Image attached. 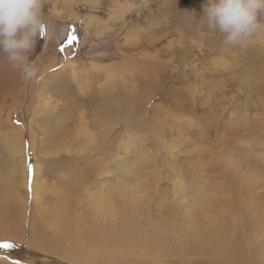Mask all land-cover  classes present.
Returning <instances> with one entry per match:
<instances>
[{"label": "rangeland", "instance_id": "1", "mask_svg": "<svg viewBox=\"0 0 264 264\" xmlns=\"http://www.w3.org/2000/svg\"><path fill=\"white\" fill-rule=\"evenodd\" d=\"M206 4L207 0H44L46 35L36 39L29 53L43 73L40 98L31 94V81L16 71L18 98L14 76H3V69L10 67L0 53V242L14 245L0 248V264H78L32 245L29 225L37 208H32L21 179L22 157L11 151L6 136L16 137L15 127L29 132L30 115L34 116L37 155L33 157L27 134L20 142L26 140L27 179L32 182L38 165V186L47 180L43 192L48 193L40 195L45 198L38 206L49 211L44 232L67 240V232L56 224L53 189L60 174L74 177L71 170L91 157L73 134L81 112L97 136L104 130L97 146L103 142L108 150L112 142L123 147L132 138L133 147L122 149L111 162V175L79 194L70 207L72 219L85 213L87 194L101 184L106 191L121 181L138 188L156 219L163 217L165 199L171 215L181 216L207 196L221 204L223 215L229 216L228 206H237L242 214L237 223L243 224L246 248L239 262L246 256L245 264H264V32L245 47L226 48L222 35L202 20ZM98 117H105V122ZM139 174L145 177L134 181ZM124 256L139 259L138 264H215L209 252L196 254L191 248L186 256L112 257L120 261Z\"/></svg>", "mask_w": 264, "mask_h": 264}, {"label": "bare ground", "instance_id": "2", "mask_svg": "<svg viewBox=\"0 0 264 264\" xmlns=\"http://www.w3.org/2000/svg\"><path fill=\"white\" fill-rule=\"evenodd\" d=\"M2 72L3 76H11L10 78L14 76L17 86L13 88V92H15L16 95L19 94V98L21 96L20 81L16 78V71L12 68H8L3 69ZM0 78H2V75H0ZM41 81L42 80L38 83L31 81V94L33 95L35 93L38 98L42 95L40 87H42L43 82ZM98 106L99 105H97V107ZM98 110L105 112L106 109L98 108ZM11 117H13V113L11 114ZM30 117V131L28 132L26 129L24 130L22 126L15 127L14 130L17 132L16 137L13 136V134H9V137L6 136V139L9 142L6 141V143L9 148L11 147L10 149L13 153L19 154L22 157L24 165L22 173L23 176H21V179L22 181H25L24 186L28 191V200L31 198L30 201L32 203V208H37L34 210L36 218L33 219L29 228L31 235L33 234L32 245L39 246L38 249L48 250L52 253L56 252L57 254L68 258V261L78 264H84L86 263L85 261H93L96 264L102 262L105 264H117L119 260H115L112 256L115 257V255H118L121 257L122 255L137 253H154L156 255L174 253L186 256L189 254V248L193 249L196 254H205L206 252H209L210 255H212V259L215 264H245L248 260L247 257L244 256L245 259L242 262H239L240 253L245 250L246 246L243 244L245 236L244 234L241 235V227L243 224L239 225L237 223L242 218H240L242 214H240L236 209L237 206L226 207L225 210L229 213V216H225L219 211V207H222L221 204L212 202L210 200L211 198L209 199L207 196L194 202L185 214L181 213V216L179 213L177 214L175 212L177 211V208L174 209L176 215H171V210L165 207L168 202L167 199H165L161 205L163 217L156 219L150 215L148 211L147 199L139 196L138 188H131L129 183L121 181V183H118L116 187L113 189L109 188V190L106 191V185L101 184L98 191L96 190L95 193L87 194L88 201L85 203V213L75 216V218L72 219V209L70 207L73 206L74 201L79 199V194L83 193V190L91 186L92 182L99 181L100 179L104 180L105 177L111 175L113 173L111 170L113 167L111 162L114 161L115 158L120 157L119 154L122 149L129 150L133 147L132 138L129 139L126 146L124 145L123 147H119L118 143H116V147L115 145L111 146L113 145L112 142L110 143L108 150L106 149V146H104L105 143L103 142L102 146H97V139L98 137L99 139L102 137L104 130L101 128L103 130L101 137L97 136L90 125V121L88 122L84 112H81L80 123L74 130L73 134L76 137L75 141H77V143L81 146L86 147L90 152L91 157L86 165L71 170V175L74 174V177L69 176L68 178H64L65 175L60 174L57 186L53 189L55 191L53 192L57 196L55 216L56 224L59 226V229L63 231V233H65V231L67 232V240L64 239V236L47 235L44 230L45 224L47 225L49 223V221H47L49 211H40V208L38 207L44 202L45 198H41L40 195L45 196L48 193H45L46 191L43 192L45 189L44 186L47 184V180L43 181V186H38V179L40 177L42 178V176L39 175L40 170L38 165H36L34 168L33 180L29 183L26 175V140H23V144L20 143L22 137L27 134L33 157L35 156L37 142L34 140L36 132L32 128L34 116L32 117L30 115ZM104 118L105 117H98V120L105 122ZM95 122L97 123V121ZM97 127L98 126H96V128ZM79 150L81 149L79 148ZM109 155H112V157ZM118 165L119 163L117 162L115 166ZM228 169H230L229 165ZM142 176L143 178L145 177L144 174H139L138 177L136 175L135 177H137V179L134 177V181H141ZM19 180L20 179H18V181ZM228 180L234 183V181L230 178ZM204 191L205 190L201 192L204 193ZM230 197L232 196L230 195ZM236 197L238 198V196ZM247 201L249 202V200ZM247 201L246 203H248ZM25 208L27 209V206H25ZM164 208L166 209L165 211ZM217 211L219 213H217ZM209 212L216 213L213 216H208L207 213ZM248 213L249 212H247V216ZM38 215L41 216V221L38 219ZM250 216L252 217L251 214ZM194 217L196 219H193ZM246 229L247 228H245V230ZM260 230L261 229H259V233H261ZM23 231L25 232V228ZM5 232H7V230ZM26 233H28V230ZM26 233L24 234L26 235ZM116 259L118 258L116 257ZM134 259L130 260L129 257L124 256L119 262H121V264H138L139 259ZM4 262L6 263L7 261ZM149 263L145 262L144 264Z\"/></svg>", "mask_w": 264, "mask_h": 264}, {"label": "clouds", "instance_id": "3", "mask_svg": "<svg viewBox=\"0 0 264 264\" xmlns=\"http://www.w3.org/2000/svg\"><path fill=\"white\" fill-rule=\"evenodd\" d=\"M43 6L44 0H0L2 60L23 79L37 83L43 73L29 53L36 39L46 35ZM203 11L206 27L222 35L226 48L245 47L264 32V0H207Z\"/></svg>", "mask_w": 264, "mask_h": 264}, {"label": "snow or ice", "instance_id": "4", "mask_svg": "<svg viewBox=\"0 0 264 264\" xmlns=\"http://www.w3.org/2000/svg\"><path fill=\"white\" fill-rule=\"evenodd\" d=\"M42 35H43V33H42ZM27 170H28V172H29V174H30V176H31V173H32V166H31L30 164L27 166ZM13 246H14L13 244L8 243V242H0V248H5V249H7V248H11V247H13Z\"/></svg>", "mask_w": 264, "mask_h": 264}]
</instances>
